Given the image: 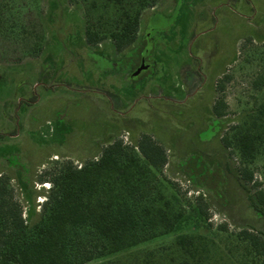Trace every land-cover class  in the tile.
Wrapping results in <instances>:
<instances>
[{
    "label": "rangeland",
    "instance_id": "374dc122",
    "mask_svg": "<svg viewBox=\"0 0 264 264\" xmlns=\"http://www.w3.org/2000/svg\"><path fill=\"white\" fill-rule=\"evenodd\" d=\"M4 1L0 174L11 177L25 218L35 222L45 201L49 184L38 178L48 162L78 165L96 157L109 130L128 143L148 133L168 150L169 163L149 174L143 205L163 195L175 210L195 214L192 194L200 190L209 220L89 264H139L149 252L166 260L183 234L209 237L217 245L215 262H235V233L240 227L264 230V221L239 183V156L223 138L260 101L251 84L264 73V0H158L143 12L138 39L123 53L110 33L123 9L136 10L138 0ZM153 25L155 69L132 81L126 58L140 51ZM88 28L108 38L89 44ZM225 76L227 115L216 118L217 82ZM193 157L223 170L225 204L206 185L189 183L182 164ZM253 169L264 188V154ZM221 225L229 231L218 230Z\"/></svg>",
    "mask_w": 264,
    "mask_h": 264
},
{
    "label": "trees",
    "instance_id": "16d2710c",
    "mask_svg": "<svg viewBox=\"0 0 264 264\" xmlns=\"http://www.w3.org/2000/svg\"><path fill=\"white\" fill-rule=\"evenodd\" d=\"M157 4L158 0H138L136 10L123 9L118 27L110 33L119 53L137 41L143 12ZM7 7L0 0V33L7 25ZM86 38L89 44L98 45L108 36L88 28ZM145 46L144 40L140 51L126 58L133 70ZM228 80L230 77L225 76L217 82L219 96L213 106L216 118L227 115L224 92ZM251 85L261 95L260 101L236 122L223 143L238 154L239 183L253 211L264 221L263 183L253 169L264 154V73ZM103 144L99 155L78 165L73 161L47 163L38 181L49 184V188L43 193L45 201L35 222L25 218L11 177L0 174V264H89L176 232L190 222L199 228L207 223L209 219L204 217L209 216L208 203L200 190L192 194L197 195L192 209L195 214H187L183 208L175 210L163 195L143 205L149 174L162 171L169 163L168 150L151 134L144 133L138 142L128 143L109 130ZM197 159L188 158L182 164L189 183L206 185L225 204L223 170L219 166L209 169L204 162H195ZM161 202L163 205H158ZM218 230L229 231L227 225ZM216 247V242L205 235L183 234L177 237L166 260L149 252L139 264H219L213 257ZM232 264H264V230L239 228Z\"/></svg>",
    "mask_w": 264,
    "mask_h": 264
},
{
    "label": "flooded vegetation",
    "instance_id": "af4514ba",
    "mask_svg": "<svg viewBox=\"0 0 264 264\" xmlns=\"http://www.w3.org/2000/svg\"><path fill=\"white\" fill-rule=\"evenodd\" d=\"M155 29H157L156 26H151L150 28V31L148 32V34L146 35L145 37V41H146V46L144 47V50L142 51V53L140 54V57H139V64L138 66L135 68V70L132 71L131 75L136 71V69L138 67H140L141 65L145 64V65H148L149 68L144 70L146 71L148 74H150V72H152L153 69H155V66H156V63H157V58L153 55V51H154V43H153V40H152V35L153 33L155 32ZM148 44H151V48L148 50V52L146 53V55H144V51L146 50ZM143 72V71H142ZM147 74V75H148ZM130 75V77H131ZM140 76V74H139ZM138 76V77H139ZM129 77V78H130ZM142 78V77H141ZM135 79V78H134ZM134 79H130V80H134ZM140 79V78H139Z\"/></svg>",
    "mask_w": 264,
    "mask_h": 264
},
{
    "label": "water",
    "instance_id": "95a60500",
    "mask_svg": "<svg viewBox=\"0 0 264 264\" xmlns=\"http://www.w3.org/2000/svg\"><path fill=\"white\" fill-rule=\"evenodd\" d=\"M151 46H152L151 44H148L146 50L144 51V55H146V53H147L148 50L151 48ZM148 68H149L148 65H145V64L141 65V66L138 67V68L136 69V71L131 75L130 79L137 78V77L139 76V74H140L142 71H144V70H146V69H148Z\"/></svg>",
    "mask_w": 264,
    "mask_h": 264
},
{
    "label": "crops",
    "instance_id": "0c3cea01",
    "mask_svg": "<svg viewBox=\"0 0 264 264\" xmlns=\"http://www.w3.org/2000/svg\"><path fill=\"white\" fill-rule=\"evenodd\" d=\"M234 5H235V2H234ZM163 61V60H162ZM160 65V64H159ZM145 76H148L147 74L145 75ZM145 76H143V77H145Z\"/></svg>",
    "mask_w": 264,
    "mask_h": 264
}]
</instances>
